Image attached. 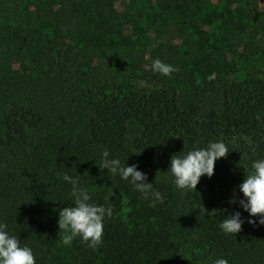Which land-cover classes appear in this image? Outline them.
<instances>
[{
  "label": "trees",
  "instance_id": "trees-1",
  "mask_svg": "<svg viewBox=\"0 0 264 264\" xmlns=\"http://www.w3.org/2000/svg\"><path fill=\"white\" fill-rule=\"evenodd\" d=\"M177 2L167 3L190 10L187 0ZM62 9L22 7L13 15L18 14V24L0 31L3 44L26 49L33 66L56 65L51 83L60 88L24 106L16 98L0 112V222L32 248L36 264H211L217 258L264 264V225L240 206L238 188L252 162L264 159V77L231 82L208 108L176 87L123 91L107 82L80 87L67 70L74 65L75 41ZM121 46L126 53L135 49L128 41ZM216 140L230 152L216 161L211 178H200L196 189L206 199L199 205L195 189L181 191L172 183L170 158ZM105 149L146 173L164 202L152 206L118 174L101 170ZM159 165L168 181L153 180ZM65 174L79 177L95 203L114 208L95 249L79 237L63 243L59 210L74 206ZM101 186L102 191L112 187L113 195L97 191ZM234 197L236 203H230ZM122 198L130 207L126 218L120 214ZM236 211L245 222L236 235L226 234L219 224Z\"/></svg>",
  "mask_w": 264,
  "mask_h": 264
},
{
  "label": "rangeland",
  "instance_id": "rangeland-1",
  "mask_svg": "<svg viewBox=\"0 0 264 264\" xmlns=\"http://www.w3.org/2000/svg\"><path fill=\"white\" fill-rule=\"evenodd\" d=\"M187 1L188 12L168 0H0V31L18 24V14L13 15L22 7L63 8L75 41L74 65L67 70L80 87L104 82L123 91L176 87L183 97L196 95L208 108L231 82L264 77V0ZM0 41V112L16 98L24 106L57 93L60 88L51 83L56 65L33 66L26 49L7 48ZM127 41L135 45L129 53L121 46ZM156 58L177 70L154 73ZM152 178L168 181L164 166H156ZM101 188L97 191L108 198L113 195L112 187ZM195 195L203 205L204 192L195 189ZM120 206L126 218L128 200L122 198Z\"/></svg>",
  "mask_w": 264,
  "mask_h": 264
},
{
  "label": "clouds",
  "instance_id": "clouds-1",
  "mask_svg": "<svg viewBox=\"0 0 264 264\" xmlns=\"http://www.w3.org/2000/svg\"><path fill=\"white\" fill-rule=\"evenodd\" d=\"M154 73L169 75L177 69L161 59L156 58L151 65ZM212 78V77H209ZM182 152V151H181ZM179 152V153H181ZM229 148L223 140L210 141L205 147L194 148L186 154H173L167 172L172 176V183L181 191L196 189L200 178L214 174L215 163L226 157ZM99 168L118 174L138 191L145 200H150L152 206L163 203L164 196L148 182L147 174L138 170L135 164L126 165L119 158L110 157L107 149L100 154ZM252 171L246 174L239 184V192L243 198L240 206L249 213V217L259 216V223L264 225V159L252 162ZM63 179L71 185V196L74 197V206H67L59 210L58 227L63 233V243L70 245L73 239L79 237L87 242L90 248H97L103 243L104 221L111 218L114 208L111 204H97L92 200L89 189L81 185L79 177L68 174ZM230 203H236L235 197ZM240 211L228 214L219 224L226 234H237L244 223ZM249 223H256L249 219ZM0 264H36V257L30 246L21 244V241L9 229L7 223L0 222ZM211 264H229L225 258L214 259Z\"/></svg>",
  "mask_w": 264,
  "mask_h": 264
}]
</instances>
